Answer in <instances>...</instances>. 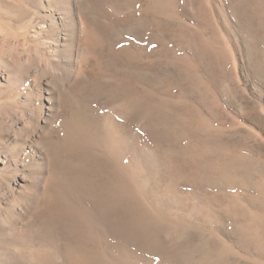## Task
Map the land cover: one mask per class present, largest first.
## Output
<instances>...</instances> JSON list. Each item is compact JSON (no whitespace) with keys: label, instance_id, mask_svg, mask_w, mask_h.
<instances>
[{"label":"rangeland","instance_id":"374dc122","mask_svg":"<svg viewBox=\"0 0 264 264\" xmlns=\"http://www.w3.org/2000/svg\"><path fill=\"white\" fill-rule=\"evenodd\" d=\"M0 264H264V0H0Z\"/></svg>","mask_w":264,"mask_h":264},{"label":"bare ground","instance_id":"6f19581e","mask_svg":"<svg viewBox=\"0 0 264 264\" xmlns=\"http://www.w3.org/2000/svg\"><path fill=\"white\" fill-rule=\"evenodd\" d=\"M69 139H70L71 141H74V140H76V139H72V138H71V135L69 136Z\"/></svg>","mask_w":264,"mask_h":264}]
</instances>
